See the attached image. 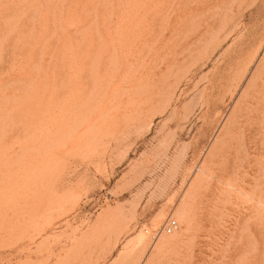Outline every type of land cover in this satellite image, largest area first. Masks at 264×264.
Returning a JSON list of instances; mask_svg holds the SVG:
<instances>
[{
    "label": "rangeland",
    "instance_id": "obj_1",
    "mask_svg": "<svg viewBox=\"0 0 264 264\" xmlns=\"http://www.w3.org/2000/svg\"><path fill=\"white\" fill-rule=\"evenodd\" d=\"M0 264H264V0H0Z\"/></svg>",
    "mask_w": 264,
    "mask_h": 264
},
{
    "label": "built area",
    "instance_id": "obj_2",
    "mask_svg": "<svg viewBox=\"0 0 264 264\" xmlns=\"http://www.w3.org/2000/svg\"><path fill=\"white\" fill-rule=\"evenodd\" d=\"M178 228V221L176 219L169 218L162 227V232L173 233Z\"/></svg>",
    "mask_w": 264,
    "mask_h": 264
}]
</instances>
